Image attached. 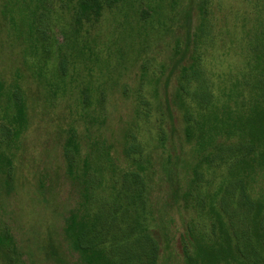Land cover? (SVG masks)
<instances>
[{"label":"rangeland","instance_id":"obj_1","mask_svg":"<svg viewBox=\"0 0 264 264\" xmlns=\"http://www.w3.org/2000/svg\"><path fill=\"white\" fill-rule=\"evenodd\" d=\"M189 1L119 0L103 10L97 21L83 20L79 28L71 14L74 0H0V264H11L8 257L20 264H56L45 253L51 243L68 264H79L80 255L65 240L63 229L73 211L83 217L88 227L92 223L98 227L102 225L103 218L97 217L102 201L114 202L113 209L127 207L124 216L127 221L136 217L138 226L123 227L126 239L131 242L142 233L150 235L158 248L155 264H190L184 256L185 242L189 243L193 236L204 244L215 239L208 197L220 189L221 195L226 193L225 198H228V210L238 211L236 200L241 189L229 173L236 161L245 156L242 154L244 147L251 142L245 136L220 141L218 155L222 158L217 161L222 170L218 171L219 176L202 173L200 180L194 182L187 202L181 192L177 197H170V182L174 187L179 184L183 188L192 175L186 164L192 161V151L184 141L182 115L174 111L173 127L164 105L157 104L163 103L165 98L164 81L176 58L173 48L184 42L183 17ZM217 1L219 5L213 10L212 22L232 31L234 27L228 13L241 11L245 2ZM36 25L45 33H37ZM212 29L213 41L206 44H209L205 48L207 53L200 56L197 70L203 77L213 80L221 73L229 84L238 70L246 67L247 93L253 85L252 62L247 64L236 56L228 34L218 35L214 26ZM241 37L240 45L252 40L249 34ZM83 46L92 50L86 67L74 59L76 49ZM63 57L66 63L62 71L59 61ZM186 59L187 56L184 61ZM14 81L21 84L26 122L23 131L8 140L3 127L9 126L11 117L16 115L17 107L8 96ZM114 81L115 87L110 88ZM175 85L174 73L170 77V95ZM195 85L198 83L194 82L190 90ZM155 86L157 98L153 97ZM103 90L106 91L104 99L100 94ZM249 97L247 94L246 102ZM142 99L148 104H139ZM194 117L193 120L199 119L195 114ZM73 127L81 143V157L75 154L79 156L75 163L77 165L80 160L82 179L91 180V185L81 191L72 182L63 151ZM125 132L131 136H126ZM160 133L163 143L159 141ZM125 136L141 145L138 162H143L147 153L151 155L152 190L147 200L146 194L143 198V184L133 179L134 172H129L138 171V168L132 167L122 153ZM110 153L112 157L108 156ZM170 156L180 157L173 165L174 180L160 164ZM6 158L10 162V175ZM124 171L133 173L128 179V191L136 194L119 202L114 191H105L104 186L108 182L112 184L113 180L117 186ZM151 200L157 209L149 219ZM174 200L177 204L168 207ZM245 210V216L240 212L233 218L237 232L234 235L238 247L236 254L249 264H260L264 262V249L253 243L252 210L249 206ZM106 227L104 224L102 231ZM113 229L118 230V227ZM113 229L107 233L109 240L115 233ZM6 232L11 240L7 239ZM7 240L10 241L9 250L5 246ZM105 243L108 254L110 244L109 241ZM130 247L113 249L120 256L118 264H145L130 256L131 251H127ZM230 264L237 263L230 261Z\"/></svg>","mask_w":264,"mask_h":264},{"label":"trees","instance_id":"obj_2","mask_svg":"<svg viewBox=\"0 0 264 264\" xmlns=\"http://www.w3.org/2000/svg\"><path fill=\"white\" fill-rule=\"evenodd\" d=\"M118 1L74 0L71 5V14L73 15L74 23L80 28L83 20L84 22L97 21L103 10L111 8ZM173 1L175 0H171V2ZM243 1L245 2L244 9L241 8V11L235 10L232 13H228L231 15L232 27H234L232 31L223 27L219 28L217 24H213L212 22L213 10L216 7L218 8L219 5L217 0H196L195 3L194 0H190L188 2L186 9H184L183 17L184 42L183 45L177 43L173 48V53L176 58L173 60L170 72L164 81L165 98L163 103L157 104V106L160 105L161 107L164 105V110H166L171 124L172 120L175 119L174 111H178L180 116L182 115L185 124L183 128L184 141L191 147L192 151V161L189 160V162H186L188 171L191 169L192 175L189 177L188 182L184 184L183 188H180L178 186L179 184L174 187V184L170 182L172 185L170 197L173 195L177 197L179 192H181L184 202H187V197L191 195L194 182L200 180L202 173L205 172L208 175L219 176L220 173L218 171L222 170L217 161L222 158L221 155H218L221 150V146L219 145L220 141H228L232 137L241 136L248 137L251 141L244 147L242 154H245V156L240 157V160L238 159L236 161L234 169L232 168V172L229 173L230 177L234 178V183H236L238 189H241V193L236 200L239 209L235 213L228 210V198H225L226 193H223V196L221 195L220 189L214 191L208 197V213L214 219L212 226L215 239L209 244L198 241L194 236L189 243L186 241L184 256L190 264H230V261H235L237 264H249L236 254L238 247L235 245L234 235L237 232L233 226V218L237 217L240 212L245 216V209L248 206L252 210L250 224L252 226L253 243L258 245L259 248L264 249V193L262 192L264 186V0ZM45 15L47 14L45 13ZM37 16L41 18L39 13ZM212 26H214V32L216 34L222 35L226 33V35H229L233 43L231 49L235 52L236 56L242 58L247 64L252 62L253 85L247 90V93H245V87L248 85V77L244 74L246 73V67L244 70H238L241 73L238 72V75L236 74L237 76H234V79L231 78L229 84L225 82L224 75L221 73H218L216 79L213 80L211 77H203L197 70L199 68L200 56L207 53L205 52V48L209 44H206L208 41L210 43L213 41ZM35 31L40 33V35L45 33L44 29H40L38 25L35 26ZM248 34L252 37V40L240 45L241 36ZM237 39L238 43L236 42ZM43 40L46 41L44 37ZM42 49L46 51L44 46ZM90 51L92 52L90 47H80L76 49L74 59L83 63L86 67L89 63ZM186 56L187 59L184 61ZM65 63L66 60L64 57L61 58L59 65L62 71L65 68ZM141 67L143 73H145L146 68L144 64ZM174 73L176 75V88L170 95L168 88L170 77ZM155 80L157 81V78ZM209 80L211 85L209 84ZM194 82H197L198 85H195L193 90H190V86ZM115 84L116 81L111 84L110 88H114ZM123 91L126 92L125 90ZM100 94L104 99L106 91L103 90ZM247 94L250 97L246 102L245 98ZM8 96L14 101L17 107L16 115L11 117L9 126L3 127L5 129L4 135L9 140L11 136H18L23 131L26 122L24 120L26 113L25 103L21 97L22 89L18 81H14L13 88L10 90ZM153 97L157 98L156 86L153 90ZM138 103L148 104V101L142 99ZM194 114L199 118L198 120H193L195 118ZM172 126L174 127V124ZM77 133L75 127L70 129L63 151L65 161L70 167L72 182L75 188L81 191V188L85 190L86 187L91 185V180L85 181V179H82L81 173L83 170L80 160L76 165V158L79 156L76 157L75 154H80L81 157V153H79L81 143L79 142L80 138ZM128 134L125 132L126 136ZM126 136L122 153L133 164L132 167L136 165L135 168H138V171L130 170L129 172H134L133 179H138L143 184V198L144 194H146L147 200V195L152 190V179L150 175V170L153 167L151 164L152 158L147 153L145 160L141 163L138 162L141 145L131 140L129 141ZM158 136L159 141L163 143V134L160 133ZM108 156L112 157L113 155L110 153ZM86 157L85 155L84 158ZM178 159H180L179 156H170L165 163H160L161 168L166 171V174L168 173L172 180L176 178L173 165H176V162L179 161ZM193 159H195V165L191 168L190 165ZM6 165L8 169L7 174L10 175L9 160L6 161ZM75 166L76 168L72 169ZM126 172L128 171L121 173V181L117 186L114 185L117 183L114 180L112 184L108 182L104 186L105 191H114L113 193L119 199V202L124 198H129L136 194L128 191L130 186L128 179L130 176H133V173L127 174ZM228 177L222 179L220 183L223 184V180H226ZM220 183H218V186ZM113 204L114 202L108 203L102 201L98 205L97 217L99 216L104 220V223L99 227L95 223H92L88 227L84 223L83 217L75 213V211L69 214L63 229L64 238L79 253V264L80 261L81 264H112V262L118 264L117 260L120 259V256L118 253H114L113 249L120 246H131L127 250L131 251L130 256L142 260V263L145 261V264H155L158 249L156 241L150 238V235L147 233H142L134 241L129 242L126 239V230L123 227L126 225L129 228L133 224L138 226L139 221L135 216L130 221L125 220V212H128L127 207L113 209ZM176 204L177 200H174L170 206H167L173 207ZM156 209L155 203L152 200L149 201V219H151L152 215L154 216L153 210ZM159 219L160 217L158 216ZM149 223L150 220H148L147 224ZM104 224L107 227L102 231L101 227ZM114 226L118 227V230L113 229ZM110 229L111 232L113 229L115 233L109 240L106 236ZM7 234L8 232H6L7 239L11 240ZM108 241L110 245L108 246L107 254L105 251V242ZM5 246L9 250L10 241ZM47 249L45 250L47 258L52 259L56 264H68L59 254L57 247L52 243L49 244ZM125 256L127 257L128 253H125ZM14 260L12 257H8L9 263L20 264L16 261L14 262ZM260 264H264V262Z\"/></svg>","mask_w":264,"mask_h":264}]
</instances>
